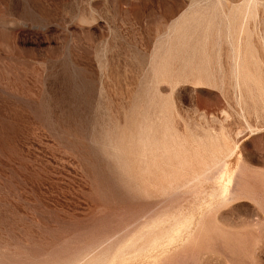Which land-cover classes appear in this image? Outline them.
Returning <instances> with one entry per match:
<instances>
[{"label":"rangeland","instance_id":"374dc122","mask_svg":"<svg viewBox=\"0 0 264 264\" xmlns=\"http://www.w3.org/2000/svg\"><path fill=\"white\" fill-rule=\"evenodd\" d=\"M0 264H264V0H0Z\"/></svg>","mask_w":264,"mask_h":264}]
</instances>
